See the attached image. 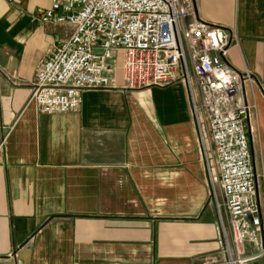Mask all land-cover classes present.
<instances>
[{"label": "crops", "instance_id": "crops-1", "mask_svg": "<svg viewBox=\"0 0 264 264\" xmlns=\"http://www.w3.org/2000/svg\"><path fill=\"white\" fill-rule=\"evenodd\" d=\"M52 1L0 0V264L228 263L213 144L181 70L169 86L130 90L119 59L114 89L84 91L78 112H39L38 66L74 33L42 21ZM196 13L237 35L227 60L252 77L264 226V0H196ZM243 260L264 264V232Z\"/></svg>", "mask_w": 264, "mask_h": 264}, {"label": "built area", "instance_id": "built-area-1", "mask_svg": "<svg viewBox=\"0 0 264 264\" xmlns=\"http://www.w3.org/2000/svg\"><path fill=\"white\" fill-rule=\"evenodd\" d=\"M42 21L74 33L38 66L33 100L41 114L78 112L84 91L114 89L119 59L130 90L169 86L182 71L213 144L226 264L250 262L244 247L260 242L264 226L243 92L252 77L227 60L237 35L200 20L196 0H53Z\"/></svg>", "mask_w": 264, "mask_h": 264}, {"label": "water", "instance_id": "water-1", "mask_svg": "<svg viewBox=\"0 0 264 264\" xmlns=\"http://www.w3.org/2000/svg\"><path fill=\"white\" fill-rule=\"evenodd\" d=\"M248 264H260V262L254 261V262H251V263H248Z\"/></svg>", "mask_w": 264, "mask_h": 264}, {"label": "rangeland", "instance_id": "rangeland-1", "mask_svg": "<svg viewBox=\"0 0 264 264\" xmlns=\"http://www.w3.org/2000/svg\"><path fill=\"white\" fill-rule=\"evenodd\" d=\"M121 66H122V61H121Z\"/></svg>", "mask_w": 264, "mask_h": 264}]
</instances>
